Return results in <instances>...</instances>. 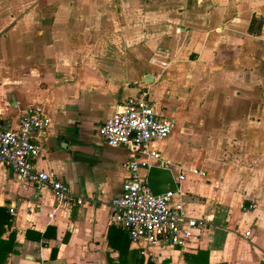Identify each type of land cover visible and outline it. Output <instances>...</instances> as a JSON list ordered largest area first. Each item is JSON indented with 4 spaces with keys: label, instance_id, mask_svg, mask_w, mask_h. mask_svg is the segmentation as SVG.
<instances>
[{
    "label": "crops",
    "instance_id": "1",
    "mask_svg": "<svg viewBox=\"0 0 264 264\" xmlns=\"http://www.w3.org/2000/svg\"><path fill=\"white\" fill-rule=\"evenodd\" d=\"M144 92L173 122L151 148L184 177L182 248L109 220L127 155L97 128ZM31 107L49 119L34 169L70 199L0 166L4 264H264V0H0V129Z\"/></svg>",
    "mask_w": 264,
    "mask_h": 264
},
{
    "label": "built area",
    "instance_id": "2",
    "mask_svg": "<svg viewBox=\"0 0 264 264\" xmlns=\"http://www.w3.org/2000/svg\"><path fill=\"white\" fill-rule=\"evenodd\" d=\"M48 125L49 119L40 107H31L18 116L15 129H0V166L9 169L20 182L30 185L36 192L47 188L56 203L61 204L70 199L66 186L52 173L37 171L33 165L43 153L38 139ZM172 126V120L158 114L144 92L126 99L97 128L102 144L121 149L127 155L123 165L127 177L108 208L110 223L123 231L132 244L144 242L182 248L196 226L195 221L186 216L180 201L171 203L173 197H180L183 175L173 178V191L157 196L151 195L145 182L150 167L163 169L165 165L151 144L165 140ZM190 173L200 175L196 170Z\"/></svg>",
    "mask_w": 264,
    "mask_h": 264
},
{
    "label": "water",
    "instance_id": "3",
    "mask_svg": "<svg viewBox=\"0 0 264 264\" xmlns=\"http://www.w3.org/2000/svg\"><path fill=\"white\" fill-rule=\"evenodd\" d=\"M148 81H150L149 77L144 80V82ZM173 178L174 176L169 170L158 167H150L145 174V182L152 196L173 191L175 188Z\"/></svg>",
    "mask_w": 264,
    "mask_h": 264
},
{
    "label": "trees",
    "instance_id": "4",
    "mask_svg": "<svg viewBox=\"0 0 264 264\" xmlns=\"http://www.w3.org/2000/svg\"><path fill=\"white\" fill-rule=\"evenodd\" d=\"M7 216L4 214V211L0 209V236L3 233V226L7 222ZM118 232V235H123L121 232ZM13 235L9 234L8 238L6 240H1L0 239V264H4V261L8 254L12 253V247H13ZM150 264V263H146Z\"/></svg>",
    "mask_w": 264,
    "mask_h": 264
}]
</instances>
